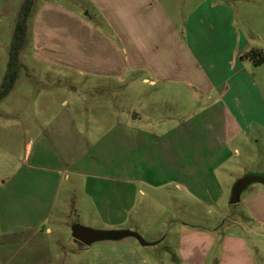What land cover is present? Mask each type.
<instances>
[{"label": "crops", "instance_id": "1", "mask_svg": "<svg viewBox=\"0 0 264 264\" xmlns=\"http://www.w3.org/2000/svg\"><path fill=\"white\" fill-rule=\"evenodd\" d=\"M238 1L237 15L220 1L206 0L194 8L181 42L174 38L170 23L154 25L155 46L129 40L124 18L119 16L125 13L121 0L115 1V12L101 0L106 15L94 19L97 28L91 15L61 12L55 5L47 10L33 6L23 46L31 61L93 73L106 83L118 82L127 63L153 74L143 85L154 87L160 81L165 89L150 94L148 114L142 115L140 107L131 110L133 116L129 114L95 138L79 133L74 110L58 111L50 102L51 116L44 123L25 126L24 135L7 131L4 139L9 151L24 148L26 154L11 156L5 168H0V264H66L68 255L62 256L61 236L67 240V248L75 242L82 253L91 256L88 264L262 263L256 260L264 249L248 246L237 235L238 228L214 236L180 226L176 236L164 237L163 224L157 223L141 236L128 215L138 204L142 206L138 193L159 203L142 189L165 195L172 207L166 211H182L189 196L202 207L221 205L226 188L219 171L233 157L231 142L241 133L250 135L255 126L264 131V97L257 73L264 63L256 65L245 57L252 50L264 52V46L242 27L248 20H264V0ZM166 13L155 3L149 8L144 1L133 7V15H154L155 22L158 16L167 17ZM248 31L252 36L256 32L253 28ZM183 88H193L208 99L213 94L217 97L206 111L220 110L222 129L212 120L207 125H189L188 119L175 125L157 123L153 115L162 106L175 108L184 116L188 94L178 91ZM131 98L144 99L140 93ZM89 131H94L92 125ZM172 185L176 191L167 190ZM259 190L247 204L256 223L238 227L264 244V184ZM72 211L83 222L72 220ZM79 225L139 238L123 235L85 247L72 236Z\"/></svg>", "mask_w": 264, "mask_h": 264}, {"label": "rangeland", "instance_id": "2", "mask_svg": "<svg viewBox=\"0 0 264 264\" xmlns=\"http://www.w3.org/2000/svg\"><path fill=\"white\" fill-rule=\"evenodd\" d=\"M115 1L106 0L112 12H115ZM121 1L124 4L123 7L126 14L123 13L119 16L124 18V27L129 40L132 41L133 39L139 45L143 42L149 46H155L153 41L155 37L154 25L164 24V22L170 23L174 38L180 39L179 42H181V39L182 41L184 40L186 28L188 27V15L197 6H202L206 0ZM143 1L149 8L155 3L164 11L166 9L167 17L158 16L155 22L156 17L154 15H133V7H136L138 3L143 4ZM211 1H220L225 6H230L236 11L237 15L236 7L240 5L238 0ZM23 2L24 0H0V84L6 74L9 49ZM99 3H102L101 0H35L33 6L36 9L44 8L47 10L52 5H55L62 9L61 12L91 15L93 17L91 22L95 26L94 19L96 20L98 15L100 19H102L100 15H106ZM130 11L131 13H129ZM86 20L89 21L87 18ZM103 20L106 21V19ZM97 21L101 23V20ZM238 23L240 24V20H238ZM242 27L243 29L245 28L244 32L248 36L250 35V38H253L256 42H262L264 46L263 19L255 18L253 22L248 20L246 26L242 25ZM252 28L256 31L253 33L254 36L248 31V29ZM98 31L101 32L100 30ZM106 31L110 32L108 27ZM23 49L20 53L21 69L16 84L8 96L0 101V168L2 170L5 168L6 160L12 158L11 156L18 158L26 154V149L24 148L14 147L13 151L12 149L9 151L6 147L7 140L5 141L4 139V136H8L9 132L7 131H13V134L18 133L17 135H24L25 126H39L44 123L51 116L48 114L50 108H47L49 102L58 111L63 109L74 110L75 117L80 121V124H78L79 133L88 136L93 134V138H95L96 136H102L105 132L101 131L107 130L116 122L125 121L131 110L134 112V109L140 107L144 111L142 115L148 114L150 94H161L165 89L163 82L160 81L154 87H150L148 84L143 85L142 81L149 79L153 74L146 69H133L127 63L122 78L118 79V82L106 83L100 79L99 75L93 73L88 75L79 73L78 69L70 70L67 66L43 65L36 61H31L32 59H28L27 53L23 52ZM257 73L259 74L258 82L264 97V65L257 69ZM178 91H183V94L187 92L188 94L183 102L184 108L187 109L183 108L184 116L180 115L175 108L162 106L153 115L157 123L166 121L165 124L167 125H175L188 119L186 122L189 125L193 123H204L207 125L212 120L215 122L217 129H222L221 120L223 116H221L217 106L212 109L213 111L217 109L218 113L212 112L211 114L208 113L209 110L206 111L207 107L217 101V97L214 94L208 99L207 95L196 94L193 88H183ZM133 93H140L144 99L141 101L132 99ZM172 94H177L175 87L172 89ZM130 116H133V114H130ZM143 118L147 119V116L144 115ZM91 125L94 131H89ZM251 131L248 136L245 133H241L235 141L231 142L230 149L233 157L230 159L226 169L222 168L219 171L225 178L223 182L226 188L221 205L216 203L209 207H202L193 203L194 200L191 201L192 198L189 196V199H187L189 203H186L187 205L182 208V211H166V209H172V207H169L165 201V195L153 193L152 189H142L143 192L147 191L150 193L148 195L149 198L152 196L151 199H156L157 197L160 201L157 200L159 203L154 204L152 200H145L144 196L138 193V203L142 206L138 204L136 209L128 214L129 221L136 226L138 234L141 236L149 234V228L157 223L163 224L162 236L164 237L176 236V227L180 226H182L180 228L188 229L189 231L203 234L209 233L214 234V236L227 234L229 231L238 228L239 233L237 235L244 237L248 241V246L249 244H254V246L257 245L259 247L258 249L260 247L264 249L261 239L256 238L255 234L247 235L245 229L242 230L238 227L239 224L246 222L256 223V219L247 204L256 198L260 193L259 189L264 184V181H262L264 179V131L257 126L252 128ZM221 133L222 131L220 135ZM235 150L237 153H235ZM232 175L234 176L232 177ZM245 178H255L259 181L251 182L240 194L239 202L231 205L230 199L233 186ZM167 190L176 191L174 185L167 187ZM167 190L164 189L162 191ZM183 198L186 200L185 197ZM77 214L76 211H72L71 217L72 220H78L79 224L83 220L79 219ZM60 240V246L65 249V251L61 250L62 256L65 255L63 253L68 255L66 264H85L86 262L88 264L91 261V256L82 253V248H80L79 244L75 245V242H72L71 246L67 248L65 237L61 236ZM262 254L263 258L258 257L256 261L264 264V250Z\"/></svg>", "mask_w": 264, "mask_h": 264}, {"label": "trees", "instance_id": "3", "mask_svg": "<svg viewBox=\"0 0 264 264\" xmlns=\"http://www.w3.org/2000/svg\"><path fill=\"white\" fill-rule=\"evenodd\" d=\"M34 2L35 0H24L20 9L9 49L6 74L0 84V101L8 96L16 84L21 69L20 53L26 40L27 23L31 15ZM245 57L252 60L256 65L264 63V52L252 50L248 52ZM123 235L124 234L120 236ZM125 235H132L139 238L136 234L132 233Z\"/></svg>", "mask_w": 264, "mask_h": 264}, {"label": "water", "instance_id": "4", "mask_svg": "<svg viewBox=\"0 0 264 264\" xmlns=\"http://www.w3.org/2000/svg\"><path fill=\"white\" fill-rule=\"evenodd\" d=\"M254 181H259L258 179L255 178H245L240 181H238L235 186L233 187L232 190V195L230 199V204L234 205L237 204L240 200V194L242 191L251 183ZM261 181V180H260ZM264 181V179L262 180ZM129 234V233H123ZM122 234H117V233H104V232H99L95 231L89 228H85L82 226H76L73 228L72 231V236L73 238L79 242L82 245L89 246L92 243L102 241L105 239H116Z\"/></svg>", "mask_w": 264, "mask_h": 264}]
</instances>
